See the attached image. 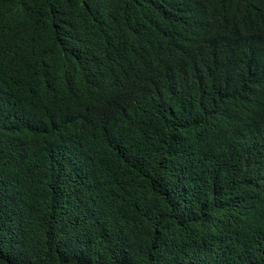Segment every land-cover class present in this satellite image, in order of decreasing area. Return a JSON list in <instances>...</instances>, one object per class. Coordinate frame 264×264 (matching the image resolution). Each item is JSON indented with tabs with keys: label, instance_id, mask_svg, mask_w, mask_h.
<instances>
[{
	"label": "trees",
	"instance_id": "obj_1",
	"mask_svg": "<svg viewBox=\"0 0 264 264\" xmlns=\"http://www.w3.org/2000/svg\"><path fill=\"white\" fill-rule=\"evenodd\" d=\"M0 264H264V0H0Z\"/></svg>",
	"mask_w": 264,
	"mask_h": 264
},
{
	"label": "bare ground",
	"instance_id": "obj_2",
	"mask_svg": "<svg viewBox=\"0 0 264 264\" xmlns=\"http://www.w3.org/2000/svg\"><path fill=\"white\" fill-rule=\"evenodd\" d=\"M27 236V235H26Z\"/></svg>",
	"mask_w": 264,
	"mask_h": 264
}]
</instances>
